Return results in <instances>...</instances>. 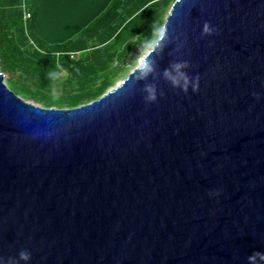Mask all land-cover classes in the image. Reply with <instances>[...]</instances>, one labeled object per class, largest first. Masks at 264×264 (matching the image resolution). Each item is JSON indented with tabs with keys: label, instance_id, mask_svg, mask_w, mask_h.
I'll list each match as a JSON object with an SVG mask.
<instances>
[{
	"label": "water",
	"instance_id": "1",
	"mask_svg": "<svg viewBox=\"0 0 264 264\" xmlns=\"http://www.w3.org/2000/svg\"><path fill=\"white\" fill-rule=\"evenodd\" d=\"M205 22L216 32L201 38ZM163 26L152 104L139 67L71 109L25 102L0 73L5 262L21 250L27 264H248L264 253V0H175ZM176 61L198 91L162 78Z\"/></svg>",
	"mask_w": 264,
	"mask_h": 264
},
{
	"label": "rangeland",
	"instance_id": "2",
	"mask_svg": "<svg viewBox=\"0 0 264 264\" xmlns=\"http://www.w3.org/2000/svg\"><path fill=\"white\" fill-rule=\"evenodd\" d=\"M111 1L35 0L29 6L22 0L20 8L3 9L0 47L17 56L12 67L0 57L3 83L27 103L55 109L85 105L119 85L139 67L138 58L149 51L145 39L164 24L175 0H120L115 9ZM118 34L134 43L122 62Z\"/></svg>",
	"mask_w": 264,
	"mask_h": 264
},
{
	"label": "clouds",
	"instance_id": "3",
	"mask_svg": "<svg viewBox=\"0 0 264 264\" xmlns=\"http://www.w3.org/2000/svg\"><path fill=\"white\" fill-rule=\"evenodd\" d=\"M216 32V29L211 27L209 23L205 22L202 29L201 38L211 36ZM169 32L166 26H153L152 35L150 38L145 39L142 47L145 50H151L150 54L146 57L138 58L139 69L134 76V83H143L142 91L145 93L144 100L147 104H152L157 101L158 89L155 83H147L149 77L154 80L159 78L157 75V59L162 56L165 48L169 45ZM190 65L187 61L172 62L168 68L163 70L162 78L167 81L174 89H179L185 94L188 93L189 88L193 92L198 91L199 77H190L187 74V69ZM163 92L159 95L163 96ZM264 259V253H253L248 257V264H254L257 258ZM31 259V253L27 250H21L18 254V259L9 257L5 262L0 258V264H20V261L27 262Z\"/></svg>",
	"mask_w": 264,
	"mask_h": 264
},
{
	"label": "trees",
	"instance_id": "4",
	"mask_svg": "<svg viewBox=\"0 0 264 264\" xmlns=\"http://www.w3.org/2000/svg\"><path fill=\"white\" fill-rule=\"evenodd\" d=\"M24 1L29 2V6H30L31 5V2L32 1H35V0H24ZM121 1L123 2L125 0H121ZM21 2H22V0H1L0 1V29H1V34H2V40H3V32H2L3 25H2V21L4 19L3 12H5V11H3V9H6V7H9L10 9H17V7L20 8ZM119 4H120V0L111 1V9L117 8V6H119ZM6 12H7V10H6ZM31 13H32V15H31L32 16V20H31L32 23H31V25H30L29 28H34V21H35L37 15L35 16L34 13L32 12V10H31ZM13 24H16V26L17 25L20 26L19 29H21V24L19 22L13 21ZM84 31H85V29H84ZM117 37H118V39H117L118 42H117V45L115 46V48H120L121 47L120 51L117 54L118 55L117 59L119 60V62H122L123 58L133 48L134 43L132 41H129L128 39L127 40L124 39L123 35L121 36L120 34H118ZM1 42L2 41H0V43ZM0 57H1V59H2V61H3L4 64H7V65H9V66L12 67L14 65H12V63L10 62V58H12V57L15 58L17 56L15 54V50L14 49L11 50V51H9V53H6L0 47ZM28 67H30V65Z\"/></svg>",
	"mask_w": 264,
	"mask_h": 264
}]
</instances>
